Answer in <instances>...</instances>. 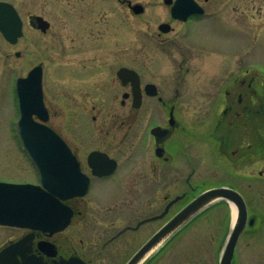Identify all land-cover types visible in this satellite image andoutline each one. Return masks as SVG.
Instances as JSON below:
<instances>
[{"label": "flooded vegetation", "instance_id": "flooded-vegetation-1", "mask_svg": "<svg viewBox=\"0 0 264 264\" xmlns=\"http://www.w3.org/2000/svg\"><path fill=\"white\" fill-rule=\"evenodd\" d=\"M66 1L57 11L68 20L59 17L53 35L58 58L69 66L56 73L70 78L51 88L66 100L47 99L41 61L48 115L43 123L69 148L87 190L62 201L71 211L65 230L10 228L17 231L15 241L28 238L30 254L47 264L74 257L91 264L73 238L62 235L86 220L111 225L114 233L104 249L142 228L147 242L197 196L214 189L240 194L248 212V196L262 194L264 208V66L257 70L235 59V28L220 10L209 9L211 0H182L178 7L179 0ZM0 2L20 16L21 39L28 25L43 34L52 29L43 13L26 14L9 0ZM37 17L49 22L45 32ZM203 28H212L208 41L201 37ZM0 36L9 46L18 44ZM251 43L245 39L238 53L252 60ZM221 51L224 59L210 56ZM77 99L89 100L86 116L55 124L67 106L78 111ZM256 220L249 215L235 258L240 240L252 230L244 250L250 255L243 257L264 264V226L257 228Z\"/></svg>", "mask_w": 264, "mask_h": 264}, {"label": "rangeland", "instance_id": "rangeland-1", "mask_svg": "<svg viewBox=\"0 0 264 264\" xmlns=\"http://www.w3.org/2000/svg\"><path fill=\"white\" fill-rule=\"evenodd\" d=\"M15 4L23 13H39L48 19L52 26L46 34L33 30L29 25L26 27L25 37L17 45L9 46L0 36V181L8 183H36L37 171L30 160L23 154L22 145L17 135V122L19 119V105L15 90L17 77L25 76L27 72L41 61L44 62L46 71V96L51 104H55L64 97L58 99V94L52 92V86L56 84H68L69 76L60 77L56 71L59 67L69 68L61 63L54 49V27L59 17L68 20L67 13H60L66 0H9ZM67 5V4H66ZM209 9L220 10L222 20L235 28L237 43H234L237 50L235 59L247 60L257 70H263L264 66V0H211ZM60 14V15H59ZM152 14V11L149 12ZM154 14V13H153ZM152 14V15H153ZM151 15V16H152ZM55 23V24H54ZM212 28H203L201 37L208 41L212 34ZM252 39V60L250 56H244L241 43L245 39ZM67 41V40H66ZM241 41V43H239ZM248 48V45L245 47ZM238 50L240 51L238 53ZM20 53V56H16ZM218 56L224 59L226 54L223 51ZM10 54V57H6ZM244 56V57H243ZM208 59V58H207ZM60 77V78H58ZM5 80L7 83H5ZM66 100V99H65ZM78 111L69 110L67 106L60 116L54 119L55 124L65 126L74 119V116L83 119L86 114L85 103L89 100L77 99ZM72 112V119L64 116V112ZM263 195H253L248 198L253 200V205L248 214L256 218L257 228L264 226ZM257 198L256 201H254ZM180 204H184L180 203ZM215 204V203H213ZM210 205L207 210L199 215L194 221L184 227L178 234L161 243L142 264L152 261L150 264H218L221 254L226 246L228 235L233 224L232 209L225 203ZM180 205H177L179 208ZM176 208V209H177ZM248 211V210H247ZM176 210L173 209V213ZM248 215V218H249ZM106 219V218H104ZM111 220H115L110 216ZM123 227V225L121 226ZM120 227V228H121ZM142 228L138 234L131 233L125 236L124 240H117L103 249L104 241L114 232L111 225L89 222H81L77 226L66 230L62 235L73 238V244L80 253H86L91 264H126L135 252L144 244ZM88 232V233H87ZM151 231H149L150 233ZM243 236L238 245L240 253L235 260L237 264H253L249 259L244 258L246 242L251 239V234ZM148 233V234H149ZM76 234V235H75ZM17 231L10 228L0 227V249L10 241H15ZM176 236V237H175ZM175 237V238H174ZM174 240L172 241V239ZM80 240L82 241L80 243ZM250 251V248H247Z\"/></svg>", "mask_w": 264, "mask_h": 264}, {"label": "water", "instance_id": "water-1", "mask_svg": "<svg viewBox=\"0 0 264 264\" xmlns=\"http://www.w3.org/2000/svg\"><path fill=\"white\" fill-rule=\"evenodd\" d=\"M37 26L44 32L49 24L37 17ZM0 30L7 40L15 43L22 36V23L14 11H8L0 3ZM42 71L33 69L27 78L18 79L17 93L21 118L17 125L18 134L32 161L40 172V186L0 183V225L26 227L55 232L65 228L71 213L60 199L85 193L83 182L70 170V154L61 139L48 127L33 121L34 114L45 113L41 87ZM46 120V116L42 117ZM68 165V166H67ZM80 185H76V181ZM82 183V184H81ZM44 188H42V187ZM79 186V188H78ZM226 200L235 205L237 219L219 264H233L238 240L242 234L248 213L243 198L227 189L208 191L187 205L156 235H154L127 264H142L147 256L162 241L188 223L195 215L217 200ZM26 243L20 241L0 252V264H45L41 259L27 255ZM22 256L20 262L18 256ZM54 264H85L78 259L63 260Z\"/></svg>", "mask_w": 264, "mask_h": 264}, {"label": "bare ground", "instance_id": "bare-ground-1", "mask_svg": "<svg viewBox=\"0 0 264 264\" xmlns=\"http://www.w3.org/2000/svg\"><path fill=\"white\" fill-rule=\"evenodd\" d=\"M232 217H233V223H235L237 219V209L234 205H232Z\"/></svg>", "mask_w": 264, "mask_h": 264}, {"label": "trees", "instance_id": "trees-1", "mask_svg": "<svg viewBox=\"0 0 264 264\" xmlns=\"http://www.w3.org/2000/svg\"><path fill=\"white\" fill-rule=\"evenodd\" d=\"M174 238H175V237H174ZM174 238H173V240H174ZM173 240H172V241H173ZM150 263H151V262H150ZM150 263H148V264H150Z\"/></svg>", "mask_w": 264, "mask_h": 264}]
</instances>
